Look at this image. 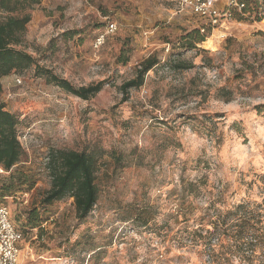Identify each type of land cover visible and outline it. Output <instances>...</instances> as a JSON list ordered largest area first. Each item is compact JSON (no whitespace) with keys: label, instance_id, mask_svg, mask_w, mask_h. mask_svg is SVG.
Listing matches in <instances>:
<instances>
[{"label":"rangeland","instance_id":"obj_1","mask_svg":"<svg viewBox=\"0 0 264 264\" xmlns=\"http://www.w3.org/2000/svg\"><path fill=\"white\" fill-rule=\"evenodd\" d=\"M257 2L248 0L249 14L214 28L198 50L183 48L182 39L202 22L168 0H43L29 11L17 49L75 88L104 86L84 101L34 68L1 80L0 104L18 118L23 149L10 172L0 171V184L10 175L26 182L14 179L0 197L22 234L20 264H241L229 239L240 214L252 212L264 228V8ZM149 56L160 64L125 99L119 87ZM169 59L193 67L177 71L165 66ZM222 87L233 90L230 103L214 98ZM95 147L105 154L86 219L77 220L72 199L42 205L49 152ZM218 221L226 231L212 251L187 240Z\"/></svg>","mask_w":264,"mask_h":264},{"label":"trees","instance_id":"obj_2","mask_svg":"<svg viewBox=\"0 0 264 264\" xmlns=\"http://www.w3.org/2000/svg\"><path fill=\"white\" fill-rule=\"evenodd\" d=\"M42 1L0 0V93L3 78L34 68L38 76L42 77L47 84L56 86L68 95L88 101L101 92L104 82L75 88L68 81L58 78L51 72L41 68L31 55L17 49L22 43L26 26L31 20L29 11H32ZM239 1L245 4L244 13L249 14L246 11L249 7L248 0ZM258 3L261 4L256 7V10L258 7L264 8V2H257L256 5ZM209 33H211L209 28H206L204 33H201V28H198L185 34L182 39V47L187 50H198L197 45L204 42ZM170 59L165 63L168 68L182 71L193 67L191 64L176 60L170 61ZM159 64V60L154 56H149L140 62L134 78L124 82L119 87V91L125 99L130 90L139 89L144 85L147 73ZM214 98L224 103H230L234 98V92L222 87L216 90ZM208 121L211 122L210 119ZM18 125V118L6 111L4 106L0 104V170L6 173L10 172L20 162L23 155V149L17 136ZM104 154L105 152L98 147L82 151L51 150L46 162L50 188L43 197L41 204L50 205L53 202L67 198L72 199L77 220L79 222L84 221L98 200L99 192L95 178L102 167ZM14 179V175H10L7 182L0 184V197H5L13 190ZM15 184L21 186L26 182L23 181L20 184V179L17 178ZM187 186L189 188L194 187L193 184ZM240 209H243L242 205L238 206L234 213L227 212L226 217L236 215L237 212L239 214ZM240 217L234 225L233 234L229 236V239L234 243L235 254L241 264L260 263L263 259L262 253L264 250V228L260 225L261 221L252 212H243ZM224 224V221L222 223H219V221L212 223L211 230H206L204 235L201 234L203 230L200 229L193 232L187 240L212 251V240L215 239L217 243H220L226 231L222 228ZM37 226V223L33 222L30 228L34 229Z\"/></svg>","mask_w":264,"mask_h":264},{"label":"built area","instance_id":"obj_3","mask_svg":"<svg viewBox=\"0 0 264 264\" xmlns=\"http://www.w3.org/2000/svg\"><path fill=\"white\" fill-rule=\"evenodd\" d=\"M168 2L178 11L189 10L198 17L202 22L201 33H204L206 28L212 32L214 28L230 23L234 19V14L246 17L245 4L239 0H168ZM107 29L108 32H113L115 27L109 24ZM103 39V35L99 36L95 46L102 44ZM13 78L17 85L21 84L19 77ZM22 239V234L15 228L9 210L0 205V264H20L19 245Z\"/></svg>","mask_w":264,"mask_h":264},{"label":"bare ground","instance_id":"obj_4","mask_svg":"<svg viewBox=\"0 0 264 264\" xmlns=\"http://www.w3.org/2000/svg\"><path fill=\"white\" fill-rule=\"evenodd\" d=\"M210 43V39H207L206 42L204 43L205 45H208Z\"/></svg>","mask_w":264,"mask_h":264}]
</instances>
